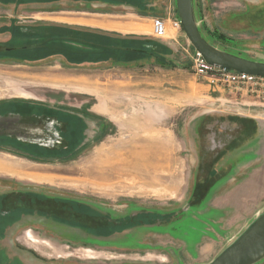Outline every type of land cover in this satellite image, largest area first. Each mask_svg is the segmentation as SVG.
<instances>
[{
	"label": "rangeland",
	"instance_id": "obj_1",
	"mask_svg": "<svg viewBox=\"0 0 264 264\" xmlns=\"http://www.w3.org/2000/svg\"><path fill=\"white\" fill-rule=\"evenodd\" d=\"M193 5L207 41L264 61V0H193ZM65 6L78 17L54 19L118 28L138 23L147 31L135 37L104 34L90 25L54 23L48 16L57 13L20 21L24 6H0L10 9L1 11L0 31L8 33L0 36V49L12 39L8 27L14 23L53 25L56 37L70 36L62 27L75 29L83 35L77 44L89 39L91 52L82 62L68 63L58 49L65 39H59L55 52L42 58L0 57V102L87 108L86 139L71 144L70 156L38 162L0 151V264L206 263L264 210V106L213 89L195 75L194 48L182 28H167L174 40L152 35L151 17L173 16L175 0H67ZM94 34L113 53L93 46L100 41ZM128 39L146 53L127 54ZM75 73L131 84L122 89L110 83L106 89ZM139 79L148 89L136 88ZM89 115L99 118L97 127ZM111 170L131 177L97 176ZM52 209L56 214H48ZM255 264H264V257Z\"/></svg>",
	"mask_w": 264,
	"mask_h": 264
},
{
	"label": "flooded vegetation",
	"instance_id": "obj_2",
	"mask_svg": "<svg viewBox=\"0 0 264 264\" xmlns=\"http://www.w3.org/2000/svg\"><path fill=\"white\" fill-rule=\"evenodd\" d=\"M14 2L17 3L18 0H2L3 4ZM4 49L8 50L9 47H1L0 52ZM0 57L9 56L0 55ZM85 111H87V108L71 106L66 102L15 99L8 102L1 101L0 151L11 152L14 155H20L28 159L33 158L38 162H48V157L63 158L70 156L74 153V149H69L71 143L86 139L83 136L82 123L83 115L87 116L83 113ZM89 117L92 116L89 115ZM92 119H94L97 127L99 118L92 117ZM104 126L99 127L101 131ZM84 127L86 129L85 125ZM31 130H34V133H31ZM100 135L102 134L95 133L94 136L101 137ZM43 142L51 143L45 144ZM53 209L55 210V208ZM53 209L48 214H56ZM98 209L97 206L92 207L94 212H97ZM63 214L68 213L63 212ZM90 236L94 238L97 234L91 233ZM95 240L96 242L99 241Z\"/></svg>",
	"mask_w": 264,
	"mask_h": 264
},
{
	"label": "water",
	"instance_id": "obj_3",
	"mask_svg": "<svg viewBox=\"0 0 264 264\" xmlns=\"http://www.w3.org/2000/svg\"><path fill=\"white\" fill-rule=\"evenodd\" d=\"M182 30L195 50L217 67L264 76V61L229 53L207 41L198 29L193 0H175ZM264 257V210L205 264H255Z\"/></svg>",
	"mask_w": 264,
	"mask_h": 264
},
{
	"label": "trees",
	"instance_id": "obj_4",
	"mask_svg": "<svg viewBox=\"0 0 264 264\" xmlns=\"http://www.w3.org/2000/svg\"><path fill=\"white\" fill-rule=\"evenodd\" d=\"M12 24L13 25L8 27L12 39H10V42L5 45L9 47V49L8 50L4 49L2 52H0V55H7L11 58L26 59V60L42 58L51 55L53 54V52H55L54 44L58 46V43L60 42L59 39H65V41H61L59 43L58 49H60V52H63L62 55H64L65 57L68 58L69 56L71 62H76V63L82 62L83 59H86V56L88 54H91L89 48L90 45L89 39L83 40L85 41V44L81 42H79L80 44H77L78 43L77 40L79 41L82 40L80 35L81 36L83 35L81 34L80 31H76L75 29L73 30L69 27H62L64 28L63 31L69 33L70 36L67 35V36L56 37L54 36V34L50 33L52 29L51 26L53 25L36 26V25H16L14 23ZM93 36L96 39H100L99 45L96 42V44H93V46H96V48L100 49L101 52L102 50H104V48L106 50L107 49L106 45H101L102 37L97 34H94ZM125 45H129V47L125 51L127 54L131 53V56L132 55L136 56L135 54L138 53H144V54L146 53L145 51L146 49L133 48L132 41L126 43ZM114 48H116V46ZM72 55L73 57H71ZM116 58H120V57L117 56L116 54ZM128 59L131 60L130 57ZM128 59L126 57L124 58L122 57V60H128ZM65 215L68 216L69 214H65ZM63 222H66L68 224V219L64 218Z\"/></svg>",
	"mask_w": 264,
	"mask_h": 264
},
{
	"label": "built area",
	"instance_id": "obj_5",
	"mask_svg": "<svg viewBox=\"0 0 264 264\" xmlns=\"http://www.w3.org/2000/svg\"><path fill=\"white\" fill-rule=\"evenodd\" d=\"M168 27H171L175 31L181 30V22L177 13L165 18L158 16L151 18L153 36L172 38L167 34ZM191 68L195 75L207 79L213 86V89L224 91L236 99L248 96L254 102L264 106V76L214 66L209 64L203 55L195 49L192 56ZM240 103L238 101V104Z\"/></svg>",
	"mask_w": 264,
	"mask_h": 264
},
{
	"label": "crops",
	"instance_id": "obj_6",
	"mask_svg": "<svg viewBox=\"0 0 264 264\" xmlns=\"http://www.w3.org/2000/svg\"><path fill=\"white\" fill-rule=\"evenodd\" d=\"M26 1H28V2H26ZM54 1H56V0H53V2ZM67 0H57V2L58 3H63L60 7H58V8H54V9H52V8H50V7H44V6H41V5H43L44 3H50V2H52V0H48V1H45L44 2V0H18V2L16 3V2H14V3H10V4H1L0 3V6H2V7H5V6H11L12 8H16V7H21V6H24L25 7V10L24 11H21L22 13H25L23 16H22V18H21V16H20V18H21V20L20 21H22V20H28V21H34L33 19H34V15L36 14V13H57V15H54V16H48L49 18L50 17H52V19L54 20V21H52V22H54V23H59V24H62V25H68V26H79L80 28H81V26H88V25H90L89 27L90 28H92V29H94V30H96V32H100V33H104V34H116V35H118V36H126V37H130V36H137V35H144V34H146V33H144V32H146L147 30H146V28L143 26V25H140V24H138V23H135V24H133V25H130V26H127V27H123V28H118V27H116L115 25H109V24H96V23H93V22H90V21H85V20H72V22H70V21H60V20H56V19H54V17H57V16H61V17H64V18H75V17H78V16H76V15H70V13H73V12H70V10L69 9H67V7L65 6V7H62L63 5H64V2H66ZM27 7H29L30 8V10H28L27 9ZM2 10H4V8L3 9H1L0 10V16H1V11ZM4 11H6V12H9L10 13V9H5ZM75 12H78V11H75ZM8 13V14H9ZM63 13V14H62ZM152 18V17H151ZM61 20H63V18H61ZM20 21H18L19 23H20ZM110 21H113V20H110ZM120 22H123V21H120ZM1 25H3L2 23H1ZM93 26H98V27H93ZM99 27H102V28H104V29H102V28H99ZM108 29H118V30H120V31H122V32H125V33H122V32H119V31H115V30H108ZM5 30H6V28H5ZM105 30V31H104ZM127 32V33H126ZM5 33H8L7 31H0V36H2V35H4ZM171 39H173L174 40V38L172 37ZM217 47H219V46H217ZM220 48V47H219ZM107 52H112L113 53V50H109V49H107L106 50ZM114 53L115 54H118V51H114ZM62 58H64V59H66L65 58V56H63L62 55ZM67 60V59H66ZM255 60H258V59H255ZM68 63H72V62H70V60L69 61H67ZM64 75H66V76H70V75H72V74H64ZM74 76H80V77H85V78H87V79H89V80H91L92 82L94 81V82H97L98 84H102V83H104V84H107V86H106V89H109V85H110V83H116V84H123V88L122 89H124V87L126 86V85H129V84H131L130 83V81H128V80H112V81H110V79H107V80H100L98 77H93L92 75H90V74H83V73H75V74H73ZM139 81H140V85L138 86V87H136L137 89H148V87L146 86V87H144V86H141V84H146V81L145 80H141V79H139ZM154 84H157V80L155 79V81L153 82ZM155 87V86H154ZM115 89V88H114ZM149 89H157V88H153V87H150ZM102 114H104V113H102ZM106 117V119H108L110 122L112 121L110 118H109V116L107 115V114H104ZM112 123L114 124V125H116L113 121H112ZM117 126V125H116ZM97 140H98V138H97ZM209 261V260H208ZM207 261V262H208ZM206 262V263H207ZM205 264V263H204Z\"/></svg>",
	"mask_w": 264,
	"mask_h": 264
},
{
	"label": "bare ground",
	"instance_id": "obj_7",
	"mask_svg": "<svg viewBox=\"0 0 264 264\" xmlns=\"http://www.w3.org/2000/svg\"><path fill=\"white\" fill-rule=\"evenodd\" d=\"M116 175V177L117 178H119V177H131V173L130 172H127V171H124V172H116L115 170L113 171V170H111V171H109V172H107V173H103V172H101V174L99 173L97 176L98 177H101V178H103V179H110V178H112V177H114Z\"/></svg>",
	"mask_w": 264,
	"mask_h": 264
}]
</instances>
